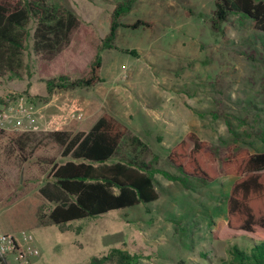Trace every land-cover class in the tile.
<instances>
[{
	"label": "rangeland",
	"instance_id": "1",
	"mask_svg": "<svg viewBox=\"0 0 264 264\" xmlns=\"http://www.w3.org/2000/svg\"><path fill=\"white\" fill-rule=\"evenodd\" d=\"M47 1L66 5L89 23L94 33L87 38L96 48L118 0ZM214 8V0H137L122 18L115 47L100 51V81L56 90L48 99L62 103L55 116L65 114L72 103L88 101L82 119L50 128L71 129L73 123L106 112L141 136L151 149L146 160L157 199L74 219L69 229L37 224V209L47 212L51 207L38 187L49 178L51 161L69 157L43 135L47 128L30 133V157L21 161L14 149L15 132L0 131V236L32 234L24 243L39 250L30 256L31 264H84L115 247L140 253L137 264H229L234 248L251 249L255 241L248 236L213 235L226 222L227 196L237 175L205 180L183 173L168 158L171 147L189 131L216 150L229 144L264 150V31L242 12L230 14L215 29ZM139 17L154 21V28L128 26ZM32 41L26 46L22 77L0 75V92L47 93L49 76L39 73ZM84 47L71 60L87 65L86 43ZM43 102L38 101L39 108Z\"/></svg>",
	"mask_w": 264,
	"mask_h": 264
},
{
	"label": "trees",
	"instance_id": "2",
	"mask_svg": "<svg viewBox=\"0 0 264 264\" xmlns=\"http://www.w3.org/2000/svg\"><path fill=\"white\" fill-rule=\"evenodd\" d=\"M136 1L116 2L110 14V27L95 48L87 38L94 33L93 28L66 5L47 0H0V75L22 77L27 65L26 46L32 38L39 73L49 76L45 78L47 93L30 95L34 101H48L59 89L94 86L101 79L100 51L115 47L122 18ZM214 1L215 29L228 21L230 14L242 12L264 31V0ZM31 22L35 24L33 27ZM128 26L153 29L155 22L139 17ZM85 43L90 57L87 65L71 60L85 48ZM30 133L12 134L21 161L30 157L27 152ZM43 135L55 141L69 158L51 161V174L39 187L51 207L47 212L42 207L37 209V223H54L69 229L74 219L158 198L146 160L151 152L148 143L113 115L103 112L88 131L47 129ZM117 154L120 157L115 160ZM168 158L183 173L205 180L237 175L227 196L226 222L220 223L213 235L217 239L234 235L254 239L249 251L234 248V260L229 264H264V150L251 151L234 144L216 150L209 140L189 131L171 147ZM140 258V253L115 247L107 254L94 255L84 264H137ZM0 259L7 264L1 256Z\"/></svg>",
	"mask_w": 264,
	"mask_h": 264
},
{
	"label": "built area",
	"instance_id": "3",
	"mask_svg": "<svg viewBox=\"0 0 264 264\" xmlns=\"http://www.w3.org/2000/svg\"><path fill=\"white\" fill-rule=\"evenodd\" d=\"M77 104H70L65 114L52 117L49 126L54 127L53 125L64 123L67 119H82L84 113ZM38 105V102L28 94H18L12 91L5 94L0 100V131L35 132L41 130L39 119L42 113ZM31 237L32 234H27V232L20 238L8 233L1 235L0 256L13 254L17 264H29L30 256L39 252L36 246H24L26 239H31Z\"/></svg>",
	"mask_w": 264,
	"mask_h": 264
},
{
	"label": "crops",
	"instance_id": "4",
	"mask_svg": "<svg viewBox=\"0 0 264 264\" xmlns=\"http://www.w3.org/2000/svg\"><path fill=\"white\" fill-rule=\"evenodd\" d=\"M8 90H10V88L4 89L2 92H0V96L4 97L5 94H7ZM56 100H57L56 97H54L50 101L48 100L47 102H43L42 107L40 108L42 114H41V117L39 119V124L42 127V129H47V128L53 129V128H50L49 123H51V118L55 116L54 114L56 112H59V110L61 109V104H62V103H58ZM87 103H88L87 100L83 101L81 103V105H79V108L83 110L85 105H87ZM98 117H99V115L97 117L91 116V118L87 119L85 121V123H82V124H80V123L74 124L73 123L71 125L72 126L71 129H68V128H65V127L64 128H60V129H68V131H72V132H77L78 130H87L88 131L90 129L91 125L94 124L95 121L98 119ZM2 258L4 259V261L5 260L7 261V264H13V262L15 261L14 258H13V254H10L8 256L6 255V256H4ZM0 264H2L1 259H0ZM29 264H31L30 260H29Z\"/></svg>",
	"mask_w": 264,
	"mask_h": 264
}]
</instances>
